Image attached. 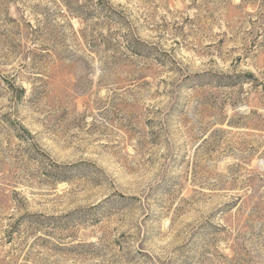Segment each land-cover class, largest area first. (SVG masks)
Segmentation results:
<instances>
[{
  "label": "rangeland",
  "instance_id": "1",
  "mask_svg": "<svg viewBox=\"0 0 264 264\" xmlns=\"http://www.w3.org/2000/svg\"><path fill=\"white\" fill-rule=\"evenodd\" d=\"M0 264H264V0H0Z\"/></svg>",
  "mask_w": 264,
  "mask_h": 264
},
{
  "label": "trees",
  "instance_id": "2",
  "mask_svg": "<svg viewBox=\"0 0 264 264\" xmlns=\"http://www.w3.org/2000/svg\"><path fill=\"white\" fill-rule=\"evenodd\" d=\"M21 92L25 94V90L24 89H21Z\"/></svg>",
  "mask_w": 264,
  "mask_h": 264
}]
</instances>
